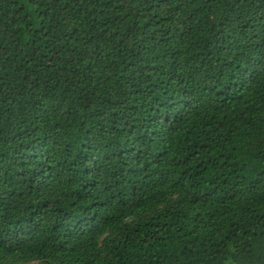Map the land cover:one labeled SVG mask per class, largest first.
Returning a JSON list of instances; mask_svg holds the SVG:
<instances>
[{"label": "trees", "instance_id": "16d2710c", "mask_svg": "<svg viewBox=\"0 0 264 264\" xmlns=\"http://www.w3.org/2000/svg\"><path fill=\"white\" fill-rule=\"evenodd\" d=\"M0 264H264V0H0Z\"/></svg>", "mask_w": 264, "mask_h": 264}]
</instances>
